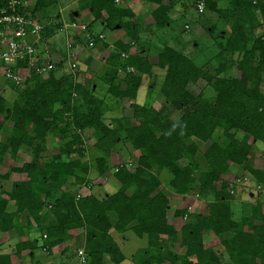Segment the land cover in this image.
<instances>
[{
    "label": "trees",
    "instance_id": "trees-1",
    "mask_svg": "<svg viewBox=\"0 0 264 264\" xmlns=\"http://www.w3.org/2000/svg\"><path fill=\"white\" fill-rule=\"evenodd\" d=\"M218 1L205 0L203 13H216L229 29L222 31L215 24L206 29L215 43L203 63L163 39L152 63L148 58L152 48L140 40L129 10L114 0H83V8L93 17L85 30L90 40L102 41L99 36L103 34L93 27L99 20L108 29L113 24L125 28L136 44L132 51L131 43L119 41L118 48L104 56V71L94 75L88 69L90 55L83 60L69 58L68 52L59 60L50 56V46L44 41L63 30L62 21H52L47 14L56 0H33L32 8L21 9L43 18L38 63L51 62L53 68L46 76L33 72L21 87L8 83L16 90L11 104L7 105L0 91V164L4 156L14 162L0 178L7 179L11 172L24 178L14 181L8 191L0 190V245L3 234L26 231L38 236L16 242L10 252L0 251V264H20L24 255L32 258L38 248L50 252L76 232L87 242V264H120L125 257L110 230H129L146 241L133 254L131 264H223L204 245L205 232L218 238L229 259L226 264H264V197L257 194L258 200L243 209L232 199L227 181L221 180L231 164L246 170L255 185L264 188V170L248 160L264 145V90L260 86L264 0H228L226 9H219ZM169 7L158 4L151 14L159 31L169 21ZM75 20L70 11L69 21ZM81 34L74 41L89 48ZM69 43L68 51L73 46ZM69 62H78L81 73L77 65L70 68ZM211 63L210 75L206 69ZM154 66L164 72L158 88L163 101L138 102L142 78ZM190 85H195L194 92ZM124 99L131 100L135 124L122 116ZM172 112H177L175 119ZM86 129L95 140L91 147L80 136ZM52 148L54 152L45 153ZM92 148L102 151L92 158L94 166L89 161ZM87 151L90 158L80 161ZM112 152L128 159L132 152L136 154L133 169L122 164L112 172L117 189L102 195L90 189L80 196L65 190L71 177L75 188L87 184L91 166L98 175L106 173L107 155ZM163 170L169 174L167 183L158 176ZM171 192L183 199L196 192L205 201L207 213L187 212L189 205L171 207ZM47 207L53 218L45 224Z\"/></svg>",
    "mask_w": 264,
    "mask_h": 264
},
{
    "label": "crops",
    "instance_id": "crops-1",
    "mask_svg": "<svg viewBox=\"0 0 264 264\" xmlns=\"http://www.w3.org/2000/svg\"><path fill=\"white\" fill-rule=\"evenodd\" d=\"M78 1L80 0H73V3L77 2V6L76 9L72 10L74 11V15L76 17L75 22L77 23H85L87 25V23H89L93 17L91 15V13L87 10L83 8V5H78ZM194 1L195 0H120L118 5L122 8H125L127 10H129L132 14H133V20L137 29V32L140 34L141 39L140 40H145L148 43V46H151V52H149V59L150 61L153 63L154 59L156 57V52L155 49H157L160 46V40H164L168 43V45H172L175 48H181L183 52L187 53V49L189 48V50H191L192 47H195L194 43L191 42L190 37L188 36L190 31H193L194 35L200 37L202 36V38L204 37L203 35H208L206 32V29H210L211 24H215V28L217 29H222V31H227L228 32V26L224 23H222V21L217 20V14L214 12H209L206 11L205 13L199 15L195 12L194 10ZM159 2V3H158ZM228 0H219L217 3V7L219 9H226L228 6ZM56 2L51 4L52 9L54 10V12H52V14L50 15V20L52 19V21L55 19L56 22L57 21H61L63 19L64 16L61 15L60 13V9L61 8H57L55 9L56 6ZM158 4H170V7L167 11V17L169 18V21L166 24V27L164 28L163 32L157 30L156 28H154V21H153V17H152V12L154 11V9L158 6ZM49 6V7H51ZM77 15V16H76ZM69 19V15L65 16ZM66 22V20H65ZM191 23L192 26L189 24ZM113 28L112 29H108L106 28V26L103 24L102 21L96 20L93 23V27L94 30L98 31V33H102L103 34V38L102 41H97L94 42L95 45L92 48H87L83 45V43H76V41H74V36L78 34V31L75 32L74 30L71 29H65L63 28V30L61 32H64L63 36L65 38L64 42L61 43V39L60 37H58L57 33H55L54 35H52L51 37L47 38L44 43L47 44L48 46H50V56L55 59L57 58L56 56H59L58 53L62 54L65 53L67 54L66 50H68L66 48V43L68 42H72L73 46L71 48V50L69 51H73L76 56H73L74 59H79V60H83L85 59V57L87 55H90V57L92 58V62L93 61H102V68L105 69L106 65L103 62V58H105L104 56L111 50H114L115 48H118L117 43L120 41L123 44L129 42V44H132V41L130 40L127 31L125 30V28L120 27L118 24H113ZM188 26L187 28H185V26ZM69 30V31H68ZM181 31H183L181 33ZM68 32V33H67ZM67 34H72L73 37H71V39L68 37ZM162 36V37H159ZM187 35L188 38H185L184 36ZM208 37V41H210V37ZM57 38H59L61 43L60 45H58V41ZM207 40V39H206ZM195 42V41H194ZM64 48H63V46ZM106 47H105V46ZM135 46L136 44H132L131 46V50L134 51L135 50ZM43 45H41L39 47V50H42ZM63 48V50H62ZM66 49V50H65ZM91 52V53H88ZM147 52V51H145ZM93 53V54H92ZM105 54V55H104ZM157 67H153L151 70V74L149 75L151 79V76H153V74L157 73L156 75L159 74ZM104 71V70H103ZM102 71V72H103ZM100 74V73H98ZM154 78V77H152ZM152 80V79H151ZM0 91L2 93H4L5 90L8 89V87H12L14 88L12 85L5 83L3 80H1L0 82ZM141 87H144V83L142 82V84L139 86V89ZM148 88H150V85L148 86ZM16 96V95H15ZM14 99V98H13ZM11 99V100H13ZM7 105L11 104L12 101H6ZM128 116V115H126ZM125 116V117H126ZM107 117V116H106ZM128 120L130 119L129 117H127ZM130 151V149H129ZM132 159V158H131ZM131 161V160H130ZM134 161V160H133ZM261 161V160H260ZM260 169L264 170V167H259ZM14 173V180L13 181H19V180H23L24 178L17 172H13ZM12 174V173H11ZM160 175L163 174V171H160L159 173ZM164 175V174H163ZM18 176V177H17ZM159 176V175H158ZM165 180L169 179V174L167 173V176L163 177ZM162 180V179H161ZM164 180V181H165ZM108 184H105L104 186H106ZM109 187L112 188L113 190H115V188L113 186H111L109 184ZM92 191L94 192L95 189L94 187L91 188ZM96 192H100V191H96ZM172 196H181L182 195H177L173 192H171V198L173 199L174 197ZM174 200V199H173ZM178 200V199H177ZM171 204V202H170ZM180 204V203H179ZM179 204L176 205V207H179ZM182 207V205H181ZM52 218V217H51ZM22 220L25 221L24 218L21 217V219L19 220V224L21 226L24 225V222H22ZM45 224H48V220L44 222ZM132 233L129 230H126L124 233H117L114 232L112 230H110V234L113 237L114 241L117 243L118 247L121 249L122 251V246L125 243V241L127 240L126 237V233ZM77 232L74 233V235L76 236ZM133 234V233H132ZM29 235L32 236H36L38 237L36 234H28L26 231L20 232L17 235L14 236H10L8 234H3L2 235V239H1V245H0V251L1 250H5L4 246H8V247H12L14 248V245L16 242L18 241H23L25 239H28ZM74 236L69 237L64 243L59 244L57 246H54L50 252H48V250H44L42 248H38L34 251L33 257L30 258L26 255H24L22 262H20V264H78L77 263V258L75 256V250H73L69 244L71 243V241H74ZM131 238V237H130ZM146 245V241H144V244L137 247V249L133 252L135 253L137 250H140L142 248H144ZM7 250V249H6ZM4 252V251H1ZM122 253L124 254V257L126 259V255L125 253L122 251ZM125 259L120 263L123 264V262L125 261Z\"/></svg>",
    "mask_w": 264,
    "mask_h": 264
},
{
    "label": "rangeland",
    "instance_id": "rangeland-1",
    "mask_svg": "<svg viewBox=\"0 0 264 264\" xmlns=\"http://www.w3.org/2000/svg\"><path fill=\"white\" fill-rule=\"evenodd\" d=\"M83 0L78 1V5H83ZM56 6L55 9L57 8H61L60 9V13L63 17V19L61 20L62 23L63 21L66 22L65 23H70L69 19L65 16L69 15L70 11L76 9L77 6V2L75 4V2L73 3V0H56ZM52 12H54V10L52 9V6L48 8L47 14H52ZM191 26L192 24L189 23ZM63 27V26H62ZM63 29V28H62ZM163 32V31H161ZM183 31H181L182 33ZM58 37L62 38L61 39V43L64 42L65 38L63 36L64 32H59L57 33ZM63 35V36H62ZM68 35V34H67ZM188 36L191 39V42L194 43L195 47H192L191 50H189V48L187 49V53H185L187 56H189L190 58H192L193 60H195L197 63L200 62H204V59L209 56L211 54V51L214 48V44L215 43L211 38L210 41H208V37L209 35H203L204 37L202 38V36L198 37L197 35L195 36L193 31H190ZM159 37H162L159 35ZM185 38H188L187 35L184 36ZM211 37V36H210ZM207 39V40H206ZM58 41V45H60L61 43L59 38H57ZM195 41V42H194ZM63 46V45H62ZM172 46V45H171ZM64 48V46H63ZM62 48V50H63ZM66 50V49H65ZM68 50H66L67 52ZM69 54V58H72L73 56H78L75 55L73 51H68ZM91 53V52H88ZM157 53V51H156ZM59 56H56L57 58H55L54 60H59L62 59L63 57V53L60 54L58 53ZM93 54V53H92ZM67 55V54H66ZM105 55V54H104ZM62 56V57H61ZM66 60V59H65ZM67 61V60H66ZM77 68L81 73V66L80 64L77 62ZM102 61L100 60V62L98 61H93V63L90 64L89 71H91L90 74L94 75V73H102V71L104 70V68H102ZM213 64H209L206 71L211 75L213 74ZM83 67V66H82ZM157 69V68H156ZM159 74L156 75L157 73L153 74V76H151V79L149 75H144L142 78V82L144 83V87H141L139 89V93L137 94L136 97V101L138 102H144L145 101H151L154 98L157 99L156 101L158 102H162L163 101V97L162 95H160V93L158 92V88L162 82V78H163V69H158ZM154 77V78H152ZM82 81V80H81ZM142 84V83H141ZM1 85V84H0ZM150 85V88H148V86ZM261 89L264 90V78L261 81ZM1 87V86H0ZM105 88V87H104ZM103 88V90H104ZM189 90L194 92L195 89V85H190L189 86ZM149 92V94H147ZM158 92V93H157ZM16 95V90L12 87H8L7 90L4 91L3 96L5 97L6 101H12L11 99H13ZM99 96L102 98V96H104L103 91L99 92ZM149 99V100H148ZM131 102L128 100H123V106L121 113L122 116H126L129 117L131 120L128 121L131 124H135L136 121L135 119L131 118V110L129 108V103ZM108 115V114H107ZM105 114V116H107ZM177 116V112H172L171 114V118L175 119ZM125 117V118H126ZM8 125H10V123H8ZM90 135V130L86 129L84 131L80 132V136L81 139L86 142V146L91 147L94 143V138L89 137ZM90 145V146H89ZM23 151V150H22ZM55 149H49L47 150L45 153H52L54 152ZM92 152L91 153V159L89 160L91 162V164L94 166L93 164V160L92 158L94 156H96L97 154H102L100 152V150L98 149H91ZM264 145L260 146L258 148L257 151L252 152L250 154V156L248 157L249 163L250 165H252L254 168H258L259 167H264ZM132 155V159H128L123 157L120 154H117L115 152L109 153L107 155V159H108V167L109 169L106 171V173H104L103 175H98L96 174V171L93 169V166H91L92 168L89 171V175L88 178L89 182L87 184H85L84 186L81 185L79 188H75L74 186H72L71 181H73V178H69V181L66 182L65 184V190L66 191H75L76 193H83V194H88L90 192V189L92 187H94L95 191L94 193L96 194H104L105 192H112L113 189L109 187V184L111 186H113L115 189L118 188L119 183L116 181V179L113 177L112 172H114L116 170V167L122 165V164H126L128 166L129 169H133L135 166V163L132 160H136V154L134 152L131 153ZM88 151L86 153V155H84L80 161L84 162L88 160ZM47 157H44L45 160H47ZM90 158V156H89ZM131 160V161H130ZM261 160V161H260ZM183 161H180V163ZM13 161L10 157L8 156H4L2 164H0V175H2L3 173H5L6 171H8V168L10 166L13 165ZM17 163V162H16ZM15 163V164H16ZM182 164V163H181ZM229 171L228 173H226L224 176H222V181H227V188L229 190L230 195L232 196V199L235 201V203H239L243 209H247L251 204H253L256 200H258L257 198V194H259V198H261L263 196V193L259 190V187H257L255 185V181L253 179V176H251L246 170L244 169H239L238 167H235L233 165L230 164L229 166ZM12 173V174H11ZM9 177L7 179H1L0 178V190L3 191H8L12 185V183L14 182V173L11 172ZM164 174V175H163ZM163 174H159V178L162 179V181H164L165 179L163 178L164 176H167V172L163 170ZM18 177V176H17ZM168 179L165 180L164 182L167 183ZM229 183H232V185L230 186ZM105 184H108L106 186H104ZM165 186V185H164ZM100 191L99 193L96 191ZM172 191V190H170ZM197 193L195 192L192 195H189L188 198H182L181 196H172L174 197L173 199H170L171 202V207H176L177 204H179V207L185 206V205H189L191 206V212L192 213H207V208H206V203L204 200L200 199L199 197H197L196 195ZM178 199V200H177ZM8 204L10 205L11 209H14V207L12 206V202L8 201ZM49 207H47L43 213L46 216V221L48 219H51V217L53 218V216L51 215ZM184 221V220H183ZM24 220H22L21 223H23ZM178 222V221H177ZM180 223V222H179ZM33 226H35L34 222L32 221ZM36 234V233H35ZM127 240L125 241V243L122 246V251L125 253L126 255V259L123 262V264H131L134 262V251L137 249V247L141 246L144 244V238H139L137 236H135L132 233L127 232L126 234ZM131 237V238H130ZM74 241L69 244L73 250H75L76 248H83L85 250V246L87 245V242H85V237L83 236L82 233L77 232L76 236L73 237ZM203 243L205 246H210L217 254L220 262H222L223 264H226L229 262V259L227 257V254L223 248V246L220 244L218 238L213 235L211 232H205L203 234ZM5 250H1L4 252H10L13 250L12 247H8V246H4ZM7 249V250H6ZM175 250L176 251H181V249L178 247V245H175ZM76 251V250H75Z\"/></svg>",
    "mask_w": 264,
    "mask_h": 264
},
{
    "label": "built area",
    "instance_id": "built-area-1",
    "mask_svg": "<svg viewBox=\"0 0 264 264\" xmlns=\"http://www.w3.org/2000/svg\"><path fill=\"white\" fill-rule=\"evenodd\" d=\"M119 1L114 0L115 3H119ZM32 7L33 0H0V82L3 80L5 83L21 87L33 72L46 76L48 71L53 68L51 62L38 63L41 59L39 44L42 43L41 33L45 22L38 14L30 15L29 12H21V9L29 10ZM204 9L205 0H197L194 5L195 12L200 14ZM62 26L65 29L70 28L75 32L78 31V34L82 33L81 35H84L88 41L87 46L94 47L95 43L89 39V35L85 32V23L75 21L65 23L63 21ZM187 27L186 25L185 28ZM99 37L103 38L102 35ZM67 47L70 48L71 44L68 43ZM121 55L123 56V54ZM18 62H24V64L17 66ZM68 65L70 68L76 66L74 62H69ZM229 184L232 185V183ZM258 191H261L264 197V188L260 186ZM80 195V192L77 193V196ZM186 210L191 212V206H188ZM182 218L185 220L186 215ZM75 256L78 264L88 263L83 248H77Z\"/></svg>",
    "mask_w": 264,
    "mask_h": 264
}]
</instances>
